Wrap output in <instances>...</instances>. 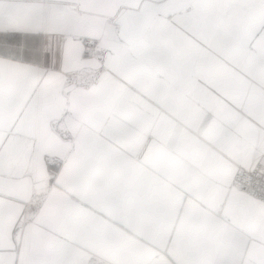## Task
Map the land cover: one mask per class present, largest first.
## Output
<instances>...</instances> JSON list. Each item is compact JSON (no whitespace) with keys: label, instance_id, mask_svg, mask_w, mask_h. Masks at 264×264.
Returning <instances> with one entry per match:
<instances>
[{"label":"snow or ice","instance_id":"1","mask_svg":"<svg viewBox=\"0 0 264 264\" xmlns=\"http://www.w3.org/2000/svg\"><path fill=\"white\" fill-rule=\"evenodd\" d=\"M0 264H264V0H0Z\"/></svg>","mask_w":264,"mask_h":264}]
</instances>
